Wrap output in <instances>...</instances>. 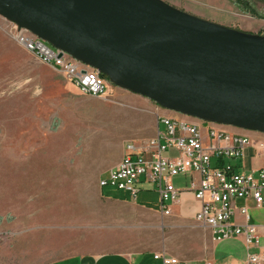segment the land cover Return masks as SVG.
Returning a JSON list of instances; mask_svg holds the SVG:
<instances>
[{
	"label": "rangeland",
	"instance_id": "1",
	"mask_svg": "<svg viewBox=\"0 0 264 264\" xmlns=\"http://www.w3.org/2000/svg\"><path fill=\"white\" fill-rule=\"evenodd\" d=\"M165 1L197 16L247 32L264 34V17L246 12L233 0H218L220 4L212 7L215 10L203 7L206 6L204 0ZM255 2L264 13V1ZM16 32L13 21L0 14V131L14 130V127L19 126L21 118L25 117V120L35 114L41 123L44 139H52L62 129L68 131L69 141L73 135V146L65 151H54L46 140L43 143L45 154L51 155V151L53 160L60 159L65 162L39 165L38 169L40 176L43 173L45 177L48 195L64 204L67 203L64 200L66 195L73 193V210L70 206L69 210H63L72 212V215L65 214L59 218L53 216L49 219L53 222L62 219L67 224L79 223L82 239L88 244L27 251L25 233L19 234L20 236L15 234L16 230L24 231L25 225L24 204L19 203L13 206L18 208L16 214L22 218L14 220L15 215L12 214L13 219L6 227L9 234L10 230L14 234L7 236L6 240L0 238V264H38L75 251L101 250L114 246L140 249L143 243L132 241L144 230L141 225H135L136 217L142 213L129 204L105 200L99 193L98 178L106 175L108 167L118 158L125 141L141 142L143 140L140 137L153 135L157 110H161V115L170 116L168 110L150 97L117 86L108 77L111 83L108 93L92 95L80 91L60 69H51L46 62L21 44ZM46 43L52 48L55 47ZM25 50L33 53L36 59L25 55ZM179 114L187 115L182 112ZM24 122L27 124L25 129H29V123L26 120ZM221 126L226 129L231 127ZM164 154L174 156V148H168ZM35 171L36 165L27 166L30 182L34 180L32 174ZM180 176L178 174L174 177L176 185L180 184ZM137 185L141 186L136 197L138 204L159 206L154 185L143 182H138ZM37 189L38 186L29 185L24 186L22 191L28 194V191L33 193ZM102 189L103 196L120 199L125 197V192L117 186L107 184ZM68 202L71 203L69 200ZM51 203L57 202L48 201V204ZM8 205L6 203L3 206ZM51 212L60 214L57 210L49 209V215H52ZM89 223L92 228H96V234L92 235L91 240ZM105 239L116 241L113 244L102 242Z\"/></svg>",
	"mask_w": 264,
	"mask_h": 264
},
{
	"label": "water",
	"instance_id": "2",
	"mask_svg": "<svg viewBox=\"0 0 264 264\" xmlns=\"http://www.w3.org/2000/svg\"><path fill=\"white\" fill-rule=\"evenodd\" d=\"M0 14L160 106L264 132V34L165 0H0Z\"/></svg>",
	"mask_w": 264,
	"mask_h": 264
},
{
	"label": "crops",
	"instance_id": "3",
	"mask_svg": "<svg viewBox=\"0 0 264 264\" xmlns=\"http://www.w3.org/2000/svg\"><path fill=\"white\" fill-rule=\"evenodd\" d=\"M204 1L206 2V6L203 5V7L209 10L220 4L218 0ZM25 55L34 60L36 59L33 53L28 50H25ZM48 67L57 69L50 64H48ZM166 109L172 117L197 120L196 117L182 116L177 111ZM157 113L161 114L162 112L161 110H157ZM24 118H21V122L18 120L19 126L14 127V130L0 131V238L6 240L7 236L14 234V231L11 230L9 234L6 231V227L10 220L13 219L11 217L12 214L15 215L14 220L22 218L16 214L18 208L13 206L22 203L24 204V231L19 232V230H16L15 234L20 236L19 234L25 233L27 251L58 249L88 244L82 239L83 233L79 223L69 222L67 224L62 219L56 222L49 219L53 216L59 218L65 214L72 215V212L67 211V213L63 210H69L70 207L73 210V193L66 195V199L64 200L67 203L64 204L48 195L45 189V177L43 173L42 177L40 176L38 169L39 165L65 162L60 159L53 160V153L51 151L49 152L51 155L45 154L43 143L46 140L49 141L51 149L54 151L57 152L60 149H64L63 151H65V149L73 146V135L71 141H69L68 131L62 129L52 139H44L41 123L36 115L32 114V116L25 119L29 123V129H25L27 124L24 122ZM156 125L157 119L153 124L154 134L156 132ZM229 129L240 133L249 132L248 129L237 128L233 125ZM148 138L150 137L143 136L139 139L146 140ZM123 145L118 158L115 159V162L111 166L121 160L120 158L124 150ZM66 154L68 155L69 152ZM45 156L47 159H45ZM232 162L243 171H251L264 167V149L256 150L251 146H247L243 150L242 159H234ZM31 165H36V171L32 174L34 180L30 182V178L27 176V166ZM111 166L108 168H111ZM193 176L198 178V173L194 172ZM179 180L180 184L176 185L180 188L179 199L177 202L171 204L170 213L166 214L160 210L159 206L151 207L143 203L138 204L136 202L137 199L130 198L126 191L125 197L121 199L103 196L102 187L104 185L98 184L100 187L99 193L105 200L124 203V205L129 204L137 212L142 213L136 217L135 225H141V228L144 230H141L137 234V238L132 241V243L142 242L143 246L140 249H124L114 246L101 250L75 251L38 264H162L160 258L153 257L154 252L159 250H164L177 256L186 264H205L208 262L209 264H264V260L252 261L248 258V252H260L264 250V205L257 206L252 197H246L245 199L236 198L234 200V204L237 207L240 205L248 207V216L246 218L240 213L238 208H235V220L242 224L246 222L254 224L258 233L257 243L249 246L250 248L247 250L241 236L220 239V241L212 238L209 226L195 219V213L199 210L200 201L193 196V190L188 188L190 175L181 174ZM31 184L34 187L38 186V191L36 190L33 193L28 191V194L23 193L22 188L24 186H32ZM41 186H43L42 189L40 188ZM11 196L13 198H9ZM68 200L71 202L70 204ZM48 201H55L57 203L48 204ZM6 203L9 204L8 207L3 206ZM49 209L50 211L57 210L60 214H57L58 212H51L52 215H49ZM89 227V239L91 240L92 235L96 234V228H92L91 223H89ZM146 227H148L147 231ZM109 239H105L102 242L113 244L116 241Z\"/></svg>",
	"mask_w": 264,
	"mask_h": 264
},
{
	"label": "built area",
	"instance_id": "4",
	"mask_svg": "<svg viewBox=\"0 0 264 264\" xmlns=\"http://www.w3.org/2000/svg\"><path fill=\"white\" fill-rule=\"evenodd\" d=\"M14 26L21 44L39 59L60 69L80 91L92 95L110 91V81L98 68L57 47L52 48L27 28L16 23ZM156 118L155 134L141 142L126 141L121 160L106 175L99 176L98 184L117 186L135 199L141 189L138 182L151 183L158 193L159 208L166 214L179 199L180 188L173 178L189 174L188 188L200 201L195 219L209 226L214 240L241 236L248 250L257 243L258 233L254 224L235 220V208L246 218L248 207H237L234 200L252 197L257 206L264 205V167L243 171L232 160L242 159L247 146L264 149V132L250 129L234 132L221 126L224 124L197 117V120H187L159 114ZM170 147L174 148V156L164 154ZM194 172L198 178L193 176ZM153 257L160 258L162 264H186L164 250L155 251ZM248 258L264 260V250L248 252Z\"/></svg>",
	"mask_w": 264,
	"mask_h": 264
},
{
	"label": "trees",
	"instance_id": "5",
	"mask_svg": "<svg viewBox=\"0 0 264 264\" xmlns=\"http://www.w3.org/2000/svg\"><path fill=\"white\" fill-rule=\"evenodd\" d=\"M235 3H238L241 8L246 12L253 14L258 17H264V13L259 10V7L256 0H233ZM264 1V0H260ZM101 75L107 77L104 73L101 72Z\"/></svg>",
	"mask_w": 264,
	"mask_h": 264
}]
</instances>
